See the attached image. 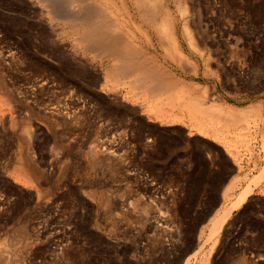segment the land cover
I'll return each instance as SVG.
<instances>
[{
    "label": "rangeland",
    "instance_id": "rangeland-1",
    "mask_svg": "<svg viewBox=\"0 0 264 264\" xmlns=\"http://www.w3.org/2000/svg\"><path fill=\"white\" fill-rule=\"evenodd\" d=\"M31 1L0 0V264H264V117L245 110L227 129L205 128L166 93L143 95L134 77L108 76L114 58L102 48L97 64L74 54L67 28ZM163 1L180 18L178 0ZM189 1L202 59L179 22L176 38L197 75L166 55L149 25L150 44L130 23L118 33L136 35L161 68L210 87L206 105L218 94L264 109V0ZM244 189L245 202L212 233L215 211Z\"/></svg>",
    "mask_w": 264,
    "mask_h": 264
},
{
    "label": "bare ground",
    "instance_id": "bare-ground-1",
    "mask_svg": "<svg viewBox=\"0 0 264 264\" xmlns=\"http://www.w3.org/2000/svg\"><path fill=\"white\" fill-rule=\"evenodd\" d=\"M30 1L31 0H29V2ZM32 1L35 2V4L36 3L41 4V13H42L41 17H43L44 20H46L47 22H51V23L55 24L56 27L59 26V24H63L67 28L65 39L68 43H70L69 47H71V50L74 52V54H76L82 58L84 57L85 54H87L90 57L88 59L90 64H97V56L103 50H105L103 52H106L107 55L103 56L104 59L105 58H110V59L114 58V62L111 61V63L107 64L106 68L104 69L108 76L116 75L117 78L121 75H122V77L123 76L134 77V83H138V85L139 84L141 85L142 89L144 88L143 89V92H144L143 95H147L146 92H148V93H150L149 95H151V93H152L154 96V93L156 92V90H159L161 93L163 92V94L166 93L165 97H167V100L169 101L170 104H173V105L177 104L179 106H182L183 109L188 110L189 115L192 117L194 116L193 114L200 115V117L202 119H204V122H202V123H204L203 126H205V128L206 127L211 128L213 126H216L217 124H218V126L219 125L225 126L226 123L230 122V120H234L236 123L242 122L245 120L244 113H242L245 110H249L252 113H254L255 115H258L260 117L261 116L264 117V109H262V107H261V102H255V103L248 104L244 107H239V106H235V105H232V104L225 102L223 98H221L218 94H215L213 102H211L209 105H206V104H208V103H206V98L208 99L210 97V95H212L210 87H208L205 84L201 85V84L196 83L194 81L186 80L184 77H178L175 73L170 72L168 70L169 69L168 67H167L168 69L167 68L166 69L161 68L160 65H158L155 61H153V59H151L149 56H147L148 54H146V53L148 51L146 52V50L143 49L144 47L141 46L142 44L139 45L138 44L139 42L138 43L133 42V37H135L136 35L131 37V35H128L126 33H124V34L122 32H120L121 34L118 33L121 21H122V23L123 22L126 23V25H127V23L128 24L130 23L131 25H133L135 30L140 32L139 34L143 35V37H144L143 39H146L145 42H147V44H150V37L152 35L149 37L147 35V33H145L144 30H141V26H144V25L148 26L149 25L150 27H152L154 29L153 31H155V35L157 36V38H159V42L161 43V45L163 47H165L164 50H165V52L167 51L166 55L168 54V56L171 58V60H173L175 63H177L178 66L180 65L182 68L186 67L188 72L192 73L193 75H197L199 73L198 69H197V64H195L194 63L195 61L193 60L194 61L193 62L192 59L189 57V55L183 51V49L180 46V43L178 42V40L176 38V25L179 22L181 24V34L184 37L185 41L187 42L188 47L191 50H193L194 52L200 54L201 59H202V57L204 56V53L201 52V50L198 46V42L196 41V39L193 35V32L190 29V21H189V18L187 17V15L190 14L188 12V10H189L191 3H189L190 5L188 6V3H186L187 0L186 1L185 0H178L176 8L178 9V12L180 14V18H178V17L176 18L174 15H172L171 11L169 9H167L168 5L166 6L165 1H163V0H32ZM32 1L30 4H32ZM172 1H175V0H172ZM189 2H191V1H189ZM169 3H170V1H169ZM35 9H36V6H35ZM191 10H189V11H191ZM39 14L40 13H38V15ZM192 16H191V18H192ZM192 20H195V18L194 19L192 18ZM55 26H54V28H55ZM192 26H195V25H192ZM123 27H125V26H123ZM128 27H129V25H128ZM59 28H60V26H59ZM122 29H124V28H122ZM145 30H147V29H145ZM61 31H63V30H61ZM49 32L52 33L51 30ZM123 32H125V31H123ZM130 32H132V31H130ZM197 32H198V30H197ZM127 33H129L128 30H127ZM56 34H58V32ZM205 34L206 33H204V36H206ZM48 36L50 37V35H48ZM202 36H203V34H202ZM202 36L199 35V37H202ZM136 37H135V40H137ZM61 39L63 40L64 38H61ZM201 39H204V38H201ZM197 40H198V38H197ZM198 41H200V39ZM147 44H146V46H148ZM66 46H67V44H66ZM97 48L98 49L102 48L103 50L102 49H101L102 51L99 50L100 53L97 54V51H98ZM204 48H205V46H204ZM103 52L101 54H103ZM64 54L67 55L66 53H63V55ZM68 56L69 55H67L66 57H68ZM70 56H72V55L70 54ZM61 57H63V56H61ZM71 59L73 60L72 57H71ZM110 59H109V61H110ZM207 60H209V59H203V63H202L203 66H202L201 74L204 77L207 76V74L209 73L208 69L210 68L208 66V64H210V62H209L210 60L208 62H207ZM68 62H69V60H68ZM80 62H81V60H80ZM69 63H71V62H69ZM72 63H75V61ZM76 64H80V63L77 62ZM100 65H101V63H100ZM80 67L83 68V66H80ZM89 67H90V65H89ZM92 67H93V65H92ZM82 68L80 70H82ZM88 69H90V68H88ZM88 69H85V70H88ZM95 69H96V67H95ZM71 72L72 71H70V73ZM118 79L120 80V77ZM113 80H115V79H113ZM129 80H132V79L130 78ZM107 81H109V79ZM120 82H118V83H120ZM112 83L113 82H111L110 85ZM115 83L116 82H114V84ZM75 84H73V86ZM140 85H139V87H140ZM74 87H76V86H74ZM74 89H76V88H74ZM142 89H140L139 91H141ZM78 90H80V89H78ZM71 92H73V91H71ZM71 96L72 95L70 94V97ZM72 98H75V97H72ZM69 99L72 100L71 98H69ZM159 99H160V97H159ZM74 103H76V102H74ZM67 105H68V103H67ZM173 107H175V105ZM182 107H180V108H182ZM72 111L74 112L73 109H72ZM68 112H69V110H68ZM68 112H66V113H68ZM77 112H79V111H76L75 114H77ZM72 114H74V113H72ZM79 114H81V113H79ZM169 114L171 115V113H169ZM65 115H67V114H65ZM69 115L71 116V113ZM196 117H197V119L200 118L198 116H196ZM191 121H192V119H191ZM193 121L195 122L196 119ZM262 121H264V120H262ZM200 122H201V120L197 121L198 124H200ZM231 122L233 123V121H231ZM233 124L235 125V123H233ZM229 127L230 126H228V128ZM226 129H227V125H226ZM227 131H229V130H227ZM95 153H97V152L95 151L94 154ZM228 184L225 187V191H226ZM248 194H249V189H244L236 197L237 199L230 206L223 208V211L219 215L217 214L219 209H217L215 211V213L212 216V217L216 216V218L214 220V226H212V227H214L212 229V233H213V231H216V229H218L219 227L222 226V224L225 222V220L229 217L232 209L239 208L245 202V200L247 199L246 196H248ZM6 249H7L6 247H3V246L0 247V257L5 258L7 256L6 255L7 254ZM7 263H8V260H7ZM201 263L207 264V260H205V258H204V260Z\"/></svg>",
    "mask_w": 264,
    "mask_h": 264
},
{
    "label": "trees",
    "instance_id": "trees-1",
    "mask_svg": "<svg viewBox=\"0 0 264 264\" xmlns=\"http://www.w3.org/2000/svg\"><path fill=\"white\" fill-rule=\"evenodd\" d=\"M244 208H245V206H244L239 212H242V211L244 210ZM261 220H264V219H261ZM259 231H260V232H264V228H261V227H260V228H259Z\"/></svg>",
    "mask_w": 264,
    "mask_h": 264
},
{
    "label": "water",
    "instance_id": "water-1",
    "mask_svg": "<svg viewBox=\"0 0 264 264\" xmlns=\"http://www.w3.org/2000/svg\"><path fill=\"white\" fill-rule=\"evenodd\" d=\"M216 208H217V207L212 208V209L210 210V212H209V215H212V214L214 213V211L216 210Z\"/></svg>",
    "mask_w": 264,
    "mask_h": 264
}]
</instances>
